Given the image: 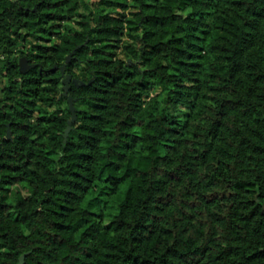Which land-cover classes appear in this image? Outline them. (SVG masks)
I'll use <instances>...</instances> for the list:
<instances>
[{
	"label": "trees",
	"instance_id": "1",
	"mask_svg": "<svg viewBox=\"0 0 264 264\" xmlns=\"http://www.w3.org/2000/svg\"><path fill=\"white\" fill-rule=\"evenodd\" d=\"M22 255L264 264V0H0V264Z\"/></svg>",
	"mask_w": 264,
	"mask_h": 264
},
{
	"label": "water",
	"instance_id": "2",
	"mask_svg": "<svg viewBox=\"0 0 264 264\" xmlns=\"http://www.w3.org/2000/svg\"><path fill=\"white\" fill-rule=\"evenodd\" d=\"M74 52H72L71 54H69L66 58V62L61 65V66H57L55 65L53 69H60L61 71V74L62 75H65L64 79H63V84H64V88H65V94L68 93V90L70 88L69 84L70 82L73 80L74 83L76 85H80V84H85L84 81L80 80V79H77V78H73L71 74H65V68H66V65L67 63L71 60L72 58V54ZM19 65H20V71L22 73H26L29 69H31L34 64H31L29 63V60L26 58V57H21L20 58V61H19ZM68 102H69V107H70V110L72 112V118L70 119L69 121V126L67 127L66 129V132H65V137H67V135L69 134L70 130H71V125L75 122L76 120V107L74 105V98L72 96H69L68 97ZM8 137H11V131L10 129H8ZM24 258H25V255H22L21 258H20V262L19 264H24Z\"/></svg>",
	"mask_w": 264,
	"mask_h": 264
},
{
	"label": "rangeland",
	"instance_id": "3",
	"mask_svg": "<svg viewBox=\"0 0 264 264\" xmlns=\"http://www.w3.org/2000/svg\"><path fill=\"white\" fill-rule=\"evenodd\" d=\"M24 193H25L26 195H28V194H29V192H28L27 190H24Z\"/></svg>",
	"mask_w": 264,
	"mask_h": 264
}]
</instances>
